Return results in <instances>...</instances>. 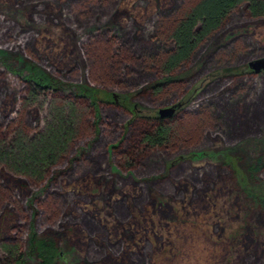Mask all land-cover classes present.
I'll use <instances>...</instances> for the list:
<instances>
[{
    "label": "rangeland",
    "instance_id": "rangeland-1",
    "mask_svg": "<svg viewBox=\"0 0 264 264\" xmlns=\"http://www.w3.org/2000/svg\"><path fill=\"white\" fill-rule=\"evenodd\" d=\"M35 3L0 0V31L16 24L0 34V59L17 69L25 60L43 67L73 84L68 94L81 85L116 94L140 115L119 102H101L99 113L85 109L80 140L47 182L3 172V185L13 192L1 194L0 238L23 239L24 264H39L34 241L46 236L58 246L56 264H264L258 203L264 172L251 171L264 157V102L253 116L245 109L264 70L237 74L264 57V17H251L242 5L177 71L180 85L158 96L150 91L143 102L141 92L160 79L156 58L170 46L165 31L189 0ZM128 66L143 70V79H131L136 73L126 72ZM192 89L194 98L173 126L174 143L145 148L142 137L152 124L145 115L179 103ZM24 91L20 77L0 63V132L17 116L30 129L41 124L38 107L22 110ZM133 153L134 168L126 167L125 155ZM119 200L127 204L126 216L118 213ZM92 241L113 254H94Z\"/></svg>",
    "mask_w": 264,
    "mask_h": 264
},
{
    "label": "trees",
    "instance_id": "trees-1",
    "mask_svg": "<svg viewBox=\"0 0 264 264\" xmlns=\"http://www.w3.org/2000/svg\"><path fill=\"white\" fill-rule=\"evenodd\" d=\"M23 1H26L27 4L34 5L37 4L35 2L39 0ZM188 4L189 6L187 9L181 10L180 12L178 11V17L172 20L171 26L165 31V37L170 41V46L167 48L166 54L163 53L161 57L157 56L156 58L159 71L157 74L160 79L158 83L152 84L151 89L147 90L145 88V90L141 92L140 97L143 102L148 100L146 94H151L150 91H152V94L158 96L166 92L169 88L178 84L180 85V83H178V77L175 76L177 71L182 65L189 63L193 59L197 49L209 39L210 36L221 30L233 13L239 10L242 5L247 8L251 17H264V0H189ZM163 14L165 15L167 12ZM167 17L168 15L166 18ZM13 25L16 26V24ZM13 25H7L6 29L1 26L0 34H3L6 30L13 31ZM118 27L119 26H117V28ZM144 41H142L143 44L145 43V45L149 47L148 41V44ZM111 58L113 62L118 61L117 57ZM133 59L138 60L136 56H134ZM0 63H2L7 70L17 75L18 78L20 77L21 82L24 84L25 91L20 101L22 110L28 111L33 107L36 109L38 107V110L44 112L41 124L34 129H30L24 125L23 116H17L18 118L15 117L12 119L13 122L8 128L0 132V200L3 188L7 192H11L12 190L8 187H4L2 179L3 172L28 179L33 183L40 184L47 182L53 170L66 160L73 146L80 140L81 137L79 135L83 132L80 131L79 127L83 121L82 118L84 117L85 109L87 115L91 109L99 113V104L101 102L115 104L119 102L118 105L124 107L131 115H140L136 106L124 103L120 104V101L117 102L114 94L91 87L90 85L78 86L75 91L68 94L66 89L72 90L73 84L66 83L62 78L53 76L46 69L29 60H25L23 67L20 69L11 67L4 58L2 60L0 59ZM125 71H130L132 74L136 73L133 77L131 76V79L136 82L143 79L141 76L145 75L143 70L141 71L136 68L131 69L129 66L128 70ZM249 71L254 72L250 68L248 70L242 69L237 74H248L250 73ZM218 84L220 83L216 84L217 87L219 86ZM259 84L260 85L254 88L251 94L252 96L246 97L248 105L246 104L245 109L251 116L259 112L261 107H263L264 81ZM195 94L196 89L190 90L186 97L179 102L182 103L181 108L171 117L162 118L157 111L145 115V118L148 120L150 119L152 123L151 129L142 137L145 148H169L170 144L174 143L173 140L176 137V131H174L173 126L177 125L179 122L181 115L179 112L183 110L184 106L191 103L190 101L194 98ZM208 99H210V103L212 99L211 96H209ZM220 100L221 99H218L215 104L221 105ZM84 103H86L88 107H86ZM240 105L243 106V104ZM240 105H238V107L241 110ZM137 116H135V118H137ZM223 116H225V114H219L220 118H223ZM0 117H4L1 108ZM9 117L10 115H8V118ZM227 131L226 137L230 133L228 129ZM232 132L233 131H231V133ZM135 155V153L131 156L125 155L128 160L125 163L126 167L134 168L132 160L135 159ZM101 159L103 163H105L104 158L102 157ZM181 159V157L178 158V160ZM74 161L73 159V162ZM104 168V165H102L101 169L103 170ZM234 168L237 170L236 167ZM251 171L254 173L256 172L258 176L264 172V157H260L257 160V163L253 165ZM237 172L239 175L245 176L240 170H237ZM195 176H197L196 173ZM243 180H245V178ZM165 181L167 182L168 180L162 179V182ZM136 200L138 202L139 197H137ZM116 203L115 206L118 207L119 215L126 216V202L119 200ZM258 203L262 205V207L259 208L264 210V200L258 199ZM87 217L89 218L87 221L90 224L99 225L93 217ZM244 238V236L241 238L242 243L245 242ZM92 244L96 246L94 248L96 251L94 254L96 255L109 257L113 254V251L110 253L111 251L108 250L105 243L99 244V242L96 243V241H92ZM110 245L111 243L109 242V247H115L114 244ZM34 247L40 259L39 264H56L55 262L60 252L53 238L48 236L37 238L34 241ZM24 248L23 239L14 238L13 240H9L0 238V264H24ZM92 255L91 258L93 257ZM251 256L249 258H252ZM135 259L136 258H134V262ZM252 260L253 259H251V261L248 260V262H252Z\"/></svg>",
    "mask_w": 264,
    "mask_h": 264
},
{
    "label": "water",
    "instance_id": "water-1",
    "mask_svg": "<svg viewBox=\"0 0 264 264\" xmlns=\"http://www.w3.org/2000/svg\"><path fill=\"white\" fill-rule=\"evenodd\" d=\"M249 66L255 72L257 73L261 72L262 70H264V57L251 61L249 63ZM114 97L117 99L116 94H114ZM181 106H182V103H176V104L164 107V108H160L158 111V114L162 118L171 117L176 113L178 109L181 108Z\"/></svg>",
    "mask_w": 264,
    "mask_h": 264
}]
</instances>
